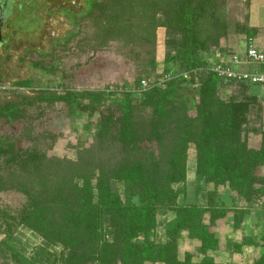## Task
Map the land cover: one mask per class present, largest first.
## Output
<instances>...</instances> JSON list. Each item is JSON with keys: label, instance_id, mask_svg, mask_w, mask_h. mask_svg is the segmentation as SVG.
I'll use <instances>...</instances> for the list:
<instances>
[{"label": "trees", "instance_id": "trees-1", "mask_svg": "<svg viewBox=\"0 0 264 264\" xmlns=\"http://www.w3.org/2000/svg\"><path fill=\"white\" fill-rule=\"evenodd\" d=\"M84 2L79 13L67 11L70 24L76 28L97 16L95 30L85 36L81 50L90 49L96 54L117 45L123 59L140 69L141 77L151 78L160 66V29H166L168 48L164 75L202 67L204 54L228 52L231 24L225 0ZM241 30L247 40H255L264 29L253 28L250 23L242 25ZM79 35L80 31L73 33L63 46ZM32 64L52 72L42 63ZM141 81H136V88ZM185 85L194 90V99L179 93ZM13 86L34 91V98L23 96L21 100L30 105L62 104L76 110L88 121L87 130L94 134V140L80 148L73 160L25 148L29 136L26 130L22 135L12 129L0 132V156L8 161L1 183L19 188L31 205L37 206L19 218V224L37 233H43L52 223H60L53 211L63 208L54 200L64 192L56 193L54 184L65 178L79 179L85 183L79 200L66 207L76 209V220L77 211H84L88 218L85 224L90 227L99 220H109L115 230L109 248L114 253L122 252L123 259L135 253L143 263L222 264L213 255L222 247L216 229L225 224L239 231L251 210L263 203L264 131L251 127V113L257 107L264 117V99L253 91L264 86L224 82L209 73L194 75L189 81L176 80L140 95L129 87L122 94L36 89L35 81L29 79ZM0 119L7 125L27 122L26 113L15 101L0 104ZM26 129L30 130L28 126ZM254 134L262 136L260 147L249 143ZM191 159L195 178L204 182L206 206L189 205L188 189L175 188L188 181ZM113 181L123 182V195L114 192ZM221 187L227 189L231 206L221 199ZM161 210L173 218L167 223L169 241L156 245L152 234ZM183 233L189 240L199 242L200 262L195 263L191 253L183 259L179 257ZM135 237H142L144 242L133 244ZM262 242L264 236H245L235 245V251L241 254L245 247L254 248L252 264H264ZM128 243H132L129 249ZM0 254L15 264H38L39 260L26 257L5 240L0 241ZM78 255L79 251H73L65 264H73Z\"/></svg>", "mask_w": 264, "mask_h": 264}, {"label": "rangeland", "instance_id": "rangeland-1", "mask_svg": "<svg viewBox=\"0 0 264 264\" xmlns=\"http://www.w3.org/2000/svg\"><path fill=\"white\" fill-rule=\"evenodd\" d=\"M28 1L32 4L24 7L23 14L18 16L15 23L16 30L11 34L10 44L4 46L0 52V75L3 81L0 82V104L9 101L19 102L21 109L26 113L27 122L18 121L7 125L0 119V132L4 133L12 129L22 135L26 130L29 136L26 138L25 148L49 156L76 160L78 150L94 140L93 131L87 130L88 121L66 105H30L21 101L23 96L31 97L30 100L34 98V91L17 88L13 84L29 79L35 81L36 89L42 87L61 92L71 90L122 94L128 87V90L135 89L138 79L159 82L164 75V58L168 52L166 29L158 31L160 61L158 70L151 78L145 75L141 77L140 69L123 59L118 51L121 49L117 45L96 54L90 49L81 50L85 45V36L92 35L95 30L94 22L97 16L76 28L70 24L67 11L79 13L84 7L85 0ZM225 1L230 8L231 24L227 47L237 50V46H242L248 39L241 30L242 25L251 23L264 28V0ZM59 9L64 12H58ZM77 31H80L79 38L63 46ZM253 41L254 46L264 49V37ZM227 50L229 52V48ZM32 63L44 64L47 70L52 71L51 74L36 68ZM193 91L190 86L185 85L180 88L179 93L188 94L194 99ZM240 91L238 90L237 93L243 95V91ZM253 91L258 92L257 95L264 99V88L256 87ZM27 126L30 130L26 129ZM251 127L264 131V117L257 107L253 108L251 113ZM261 140V135L254 134L249 137V143L253 147H260ZM191 152L195 154L194 146ZM7 169V157L0 156V241L9 242L26 257L39 259L38 264H65V260L73 251H79L73 264H164L152 261L143 263L142 258L137 257L135 253L123 259L122 252H112L109 244L114 242L115 230L109 220L104 222L99 220L95 226L90 227L85 224L88 218L82 210L77 211L79 218L76 220L74 216L76 209H68L66 205L79 200V192L85 185L83 180L65 178L54 184L56 193L64 192L54 200L63 208L53 211L56 213L55 217L59 216V224L52 223L49 227H45L43 233H37L28 226L19 224V218L34 211L37 206H32L29 198L19 188L2 185L1 180ZM188 172V181L185 184L175 185V188L188 189L189 205L206 206L207 193L204 191V182L194 176L193 159L189 162ZM96 182L97 180L94 179L92 182L94 186ZM112 187L114 192L124 194L123 182L113 181ZM220 193L221 199L228 197L226 188L221 187ZM259 207L264 213V199ZM172 218L171 213L167 214L162 210L159 212L158 225L152 234V241L156 245H163L169 241L167 223ZM228 227L229 230H226L224 224H221L216 229L217 235L222 240V247L217 253L212 254L222 264H252L256 250L245 248L241 254L236 253L235 245L241 242L243 237L233 232L230 226ZM251 231L256 233L258 238L264 236V228L260 230L254 228ZM180 238L179 257L183 259L186 253H191L194 256L193 261L200 262L202 257L198 254L199 242L189 240L186 233ZM143 242L142 237H135L132 240L133 244ZM132 243L126 244L128 249ZM260 251L258 250L259 253ZM0 264L15 263L0 254Z\"/></svg>", "mask_w": 264, "mask_h": 264}, {"label": "built area", "instance_id": "built-area-1", "mask_svg": "<svg viewBox=\"0 0 264 264\" xmlns=\"http://www.w3.org/2000/svg\"><path fill=\"white\" fill-rule=\"evenodd\" d=\"M253 42L248 40L246 51L242 53L204 54V65L195 70L168 73L159 82L143 79L141 85L132 92L140 95L176 80L189 81L194 75L201 73L214 74L224 82L264 86V49L254 46Z\"/></svg>", "mask_w": 264, "mask_h": 264}, {"label": "flooded vegetation", "instance_id": "flooded-vegetation-1", "mask_svg": "<svg viewBox=\"0 0 264 264\" xmlns=\"http://www.w3.org/2000/svg\"><path fill=\"white\" fill-rule=\"evenodd\" d=\"M31 4L28 0H0V52L4 46L10 44L18 16L23 14L24 7ZM58 12L64 11L59 9Z\"/></svg>", "mask_w": 264, "mask_h": 264}, {"label": "crops", "instance_id": "crops-1", "mask_svg": "<svg viewBox=\"0 0 264 264\" xmlns=\"http://www.w3.org/2000/svg\"><path fill=\"white\" fill-rule=\"evenodd\" d=\"M251 20H252V18H251ZM251 27H253V28H263V27L259 26L258 24L257 25H252L251 24ZM261 37H264V34L260 35L258 38H261ZM231 40H233V39H231ZM238 43L239 42H237V45H238ZM247 45H248V40L242 46L238 45L237 46L238 47L237 50H234V49L232 50L230 47H228L229 48V52H235V53L245 52L246 48H247ZM227 199H228V197H226L227 204L229 206H231L232 205L231 199L229 198L228 201H227ZM263 217H264V213L262 212V210L260 209L259 206L257 208L256 207L253 208L251 210V212H250V216H248L247 219L245 220V222L243 223L242 228L239 231L235 232V233L241 235L242 237L250 235V236H253L254 238H257L256 237L257 236L256 233H253V231H251V230H253L254 228H255V230H260L261 228H264V220H262ZM251 225L253 226V228H251ZM224 228L227 230L229 227L224 224ZM231 229H232V227H231ZM245 248H249V247H245Z\"/></svg>", "mask_w": 264, "mask_h": 264}]
</instances>
